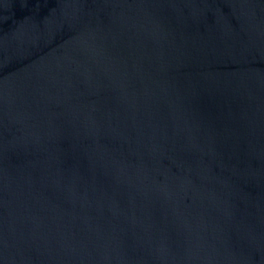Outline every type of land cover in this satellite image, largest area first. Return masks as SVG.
Listing matches in <instances>:
<instances>
[{"label": "water", "instance_id": "1", "mask_svg": "<svg viewBox=\"0 0 264 264\" xmlns=\"http://www.w3.org/2000/svg\"><path fill=\"white\" fill-rule=\"evenodd\" d=\"M0 264H264V0H0Z\"/></svg>", "mask_w": 264, "mask_h": 264}]
</instances>
